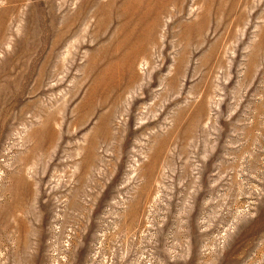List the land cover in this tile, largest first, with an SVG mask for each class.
Listing matches in <instances>:
<instances>
[{
  "label": "rangeland",
  "instance_id": "rangeland-1",
  "mask_svg": "<svg viewBox=\"0 0 264 264\" xmlns=\"http://www.w3.org/2000/svg\"><path fill=\"white\" fill-rule=\"evenodd\" d=\"M24 254L264 264V0H0V264Z\"/></svg>",
  "mask_w": 264,
  "mask_h": 264
},
{
  "label": "bare ground",
  "instance_id": "bare-ground-1",
  "mask_svg": "<svg viewBox=\"0 0 264 264\" xmlns=\"http://www.w3.org/2000/svg\"><path fill=\"white\" fill-rule=\"evenodd\" d=\"M122 16V15H121ZM57 19V18H56ZM66 19V18H65ZM78 25V24H77ZM137 79V78H136ZM133 82V81H132ZM131 82V83H132ZM134 83V82H133ZM132 83V84H133ZM128 84V83H127ZM132 84H130V86L132 85ZM129 85V84H128ZM169 85V84H168ZM170 86V85H169ZM171 87V86H170ZM115 88V87H114ZM126 88V87H125ZM129 88V87H128ZM170 89V88H169ZM108 96V95H107ZM112 103V102H111ZM110 117V116H109ZM111 118V117H110ZM137 210V209H136ZM136 210L133 208V209H131V217H132V220L134 221L135 220V216H136ZM23 259H24V261H27L26 263L27 264H31L30 263V259H29V257L26 255V254H24V256H23Z\"/></svg>",
  "mask_w": 264,
  "mask_h": 264
}]
</instances>
